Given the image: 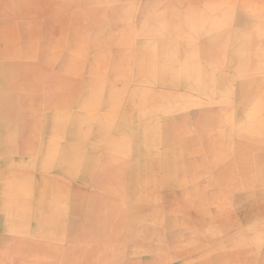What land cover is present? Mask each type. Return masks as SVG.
<instances>
[{"label":"crops","instance_id":"0c3cea01","mask_svg":"<svg viewBox=\"0 0 264 264\" xmlns=\"http://www.w3.org/2000/svg\"><path fill=\"white\" fill-rule=\"evenodd\" d=\"M141 1L142 3H139L140 0H120V22L125 24V42H132L130 45L136 53L151 56L150 63L147 59L142 62L146 73L153 75V83L146 84L144 90L147 97H152L150 91L160 92L157 97H164L165 101L160 103L166 109L162 108L157 114L152 112L151 125L142 122L126 130L137 131L140 138H125L122 141L124 149L126 146V164H123L125 171L120 174L123 177L121 190L125 195L121 209L126 210V220H140L142 215L139 210L146 207L143 202L148 200L147 195L159 187H165L170 193L168 202L173 204V214L178 217L172 225L179 228L181 233L173 245L176 253H133L136 258L133 263L258 264L259 250H263L264 257V0L242 1L247 4L236 0V13L239 15L241 12V16L229 19L230 24L217 37H202L197 45L199 48L178 40V35H173L181 27L170 4L175 0H165L168 2L166 9H162L160 13L161 0H150L149 7H145V1L149 0ZM79 12L81 11L77 7L60 15L50 13L49 21L45 20V35L48 32L54 34L48 23L55 18L58 21V16L61 26H65L64 22L69 23L63 29L64 40L56 49L57 54L61 56L63 53L64 56L59 59L60 64L48 66L50 77H58V82L53 85L59 94L55 95L58 100L54 107L47 104L49 96L54 97L49 82L46 85L42 83V90L38 95L29 88L15 86L19 75L15 76L13 73L15 69L22 70L15 68V65L14 68L9 64L5 66L4 80L0 82V97L5 99L13 95L43 98L39 118L43 117L47 139L50 134L52 136L50 146L56 147L60 154L62 148L69 144L72 124L80 111L81 97H101V89L106 84L105 74L103 79L96 75L89 78L88 95L83 92L77 62L78 33L74 35L70 31ZM167 25L171 34L164 30ZM98 31H94L92 36ZM198 31H202L201 25H198ZM45 35L41 33L42 40L38 43L37 53L46 48ZM69 53L74 55L71 64ZM159 70L166 72V89L161 88L163 86L160 85ZM227 71L229 74L225 75ZM29 72L28 70V74ZM229 79L236 86V92L232 95L233 102L229 101ZM14 87L17 89L12 95ZM193 95L203 100L191 101L188 105H192L185 108ZM107 96L108 93L105 97ZM3 106L0 99V107ZM165 124H168L169 139L166 144H161L158 129ZM52 160L54 156L48 162ZM78 167L77 163L71 177L61 175L60 195L64 199L71 195L68 206L59 208L58 212L56 202H50L51 198L45 208L40 205L34 209L26 203L17 208L23 212V216L15 220L13 229L10 227L9 231L4 232L5 227L0 223V232L9 235V238H16V232H22L21 228L25 235L21 240L24 249H17L16 243L10 253L0 255V264H32V253H63L56 248L46 249L43 244H38L37 239L43 238L45 234L48 236L58 232H61V239L67 209L71 213L72 243H75L76 249L66 253H71L73 264H79L75 259L84 254L77 248L80 234L79 190L76 186L79 179ZM107 177L104 175L100 188L104 186L105 189L107 183L110 184ZM58 193L54 200L58 199ZM48 217L53 220L60 217V222L43 225V220ZM27 219L41 223L28 230ZM21 220L22 223H17ZM38 228L42 232L36 234L35 229ZM2 242L1 240L0 244ZM52 242L55 241L50 243ZM188 244L191 245V251L178 252L183 248L187 251ZM85 255L88 257V264H97L91 261L93 257L96 258V253ZM145 255L150 256V259L145 261ZM119 256L120 253H111L109 257V253L104 250L103 264H119ZM57 257L63 260L62 264L64 258L68 259L64 253Z\"/></svg>","mask_w":264,"mask_h":264},{"label":"rangeland","instance_id":"374dc122","mask_svg":"<svg viewBox=\"0 0 264 264\" xmlns=\"http://www.w3.org/2000/svg\"><path fill=\"white\" fill-rule=\"evenodd\" d=\"M235 1L236 0H175V2H170L172 11L177 15V18L179 19L178 24L181 26L178 28L179 32L173 35H178V40L192 43L195 47H197L202 40V37H217L226 26L230 24L229 19H232L235 16H241V12H239V15L236 13ZM240 1L241 4H247V2H242L245 0ZM48 3H50V1L45 0L42 3H39V6L37 4L36 6L39 7V12L37 11L32 14L31 12H33V9L36 6L32 8L31 4L27 5L26 7L29 8L30 15L26 18L9 19V17H4V19H0V30L3 29V33L0 34L2 35L0 36V82L4 80L3 69H5V66L9 64L13 65L14 68L15 65V68L22 69L21 71L15 69V72L13 73L15 76L17 74L19 75L16 78L17 81L15 82V86L29 88L34 94L37 93V95L41 93L42 89H40V86L42 83H45L46 85L49 82L52 91L54 89V83L58 82V77H50L48 66L60 64L61 61L59 59L64 55L62 53L60 56L56 53L57 47H60V42L56 39L55 35L59 32L63 41V33L65 31L63 29L69 24L68 22H64L65 26H61L58 16V21H56L55 18V20H51L48 23L50 25V30L54 32V34H49L48 32L47 35H45V20L48 22L50 19L48 15L50 13L51 15L64 14L71 12L78 7L83 14L81 12L77 14V17H79L73 20L74 22L72 23L70 31L71 34L74 35L78 33L79 39V36H83L81 34H84L85 30L83 29L84 24H82V22L78 23V21L86 23L87 18H85V13L88 12L85 8L80 6L66 7L61 11L47 12V10L41 7H46ZM139 3H142V1L140 0ZM167 3V1L161 0L159 4V13L162 9H166L165 6ZM150 5V0L145 1V7H149ZM102 8L109 11L112 7L107 5ZM106 11L105 14L108 13ZM37 13L41 14L36 15ZM99 23L100 24L96 25V29L92 28L90 32H86L91 35L90 41H88L84 50H81V52L79 51L77 62L79 64L81 85L83 83V92L85 95H88L89 93V90L86 88L90 89L89 78L98 75L100 79H103V75L105 74L104 81L106 84L103 85V88L101 89V97H81L79 104L80 111L75 115L72 129L80 127L81 123L86 122V120L90 121L88 126L91 129H95L96 122L99 123L98 120L100 119V116L106 117L110 120L113 117L111 115V109L108 106L110 97H118L117 87L125 82L123 77L126 76V74L129 73L132 75L133 73L136 74L138 72V65L136 66L134 61L140 56H138L139 53H136L133 46L130 45L132 42L130 44L125 42L126 37L123 34L124 30L120 31L121 37L118 36L116 38L117 33L115 31H110V24L107 23V21L102 23L100 20ZM146 25L147 24H145V26ZM198 25H201L202 31H198ZM167 27L168 25L164 30L167 31L168 34H171L172 32H170ZM96 30H99L100 33H98L99 31L95 32L96 34L92 36ZM41 33L45 35L44 38L47 40L46 48L41 49L40 53H37L38 43L42 40ZM94 40H102L103 44L100 45V47L106 48V53L103 55L104 57L102 59H97L99 56V45L97 43L95 44ZM129 41H131V39H129ZM71 42L72 39L70 45ZM104 42H107L108 45L105 46ZM53 54H55V57L52 59V62H49L48 58H52ZM66 57H68V55H66ZM70 57L72 58L71 62H73L74 55L72 53H69V58ZM116 57L118 62L115 61ZM144 59H147L150 63L151 56L144 54L141 62H143ZM199 60H202V58ZM102 61L105 63L100 66ZM106 66L107 69H105ZM28 70L30 71L29 74ZM228 74L229 71L225 72V75ZM132 80H129L127 86H130L133 89L136 86V81ZM160 82L163 83L165 81L161 80ZM151 83H153V75L151 80H144L140 84H142L144 90L145 85ZM161 83L160 85L162 86ZM228 84L230 86L229 101L233 102L234 97H232V95L236 92V86H234L233 81H228ZM47 88L45 87V89ZM152 88H154V86H152ZM16 89L17 88L15 87L13 90L11 89L12 95ZM153 92L156 94L150 95L152 97H147V100L145 98L143 99L144 103L142 104L143 108L141 111L145 114H143V118L141 119L140 117H137L138 119L134 122H128L125 128H120L122 131L119 132L120 135L118 134L121 137L119 150L115 148V152L110 151L108 146L110 143L98 140L93 135L94 131L90 134H86L91 136L89 140H79L77 143H74L75 145L67 144L62 148V153L65 152V150H68V152H71L72 155L74 154L77 157L76 159H78L79 179L76 186L79 190L80 234L79 241L76 243L80 253L84 254V256L75 259L79 264H88L89 260L85 253H96V258L93 257L91 261H95L97 264H103L102 256L104 250L109 253V257L111 253H120V256L117 257L119 264H134L133 262L136 258L133 257V253H176L177 251L173 249V245L181 231L179 228H175L174 225H172L178 217L173 214V204L168 202L170 193L167 188L159 187L152 194L147 195L146 198H148V200L143 202L146 207L139 210V214L142 215L140 216V220H126V210L121 209L124 203H122V198H124L125 195L121 190L120 174L117 173L107 177L110 183H113L112 181L115 179H118V182H120V186H113L114 191H107L106 187L109 183H107L105 189H103L104 186L100 188L104 182V175L99 178L87 171L88 164L92 163L93 159H102L106 156L105 154L107 151L111 152L110 155H115L112 164L121 169L122 172L125 171L123 164H126V146L124 149L122 141L125 138H131L134 140L140 138L137 131L132 130L131 132H128L126 130L132 125L140 124L142 122L151 125L153 113L157 114L162 108L166 109L164 104H161L165 101L164 97H157V95L160 94H158L159 92L157 93L156 90H153ZM107 93L108 96L105 97ZM144 93L146 94L145 90ZM196 97L198 96L189 98L185 108L192 105H188L191 101L196 102V100H203ZM0 99L4 103V106L0 107V214L2 215H0V223L4 225L5 228H3V231L6 232L9 231L10 227L13 229V224L17 218L23 216V212L17 210V208L22 205V197L16 194L15 198L13 197L12 199L13 194H6L8 188H5L4 186L6 182L10 180L11 175L15 174V176L17 175V177L22 180L26 176L28 177V181H30L31 184V191L29 192V201H27V203L30 204V207L32 205V208L35 209L40 207V205H43L42 207L45 208V204H48L47 202L51 198L50 202H56V208H58L59 212V208H64L68 206L67 204L71 203V195H69L67 199H64L63 196L60 195V186L62 183L61 175H68L71 177L75 168L71 171L68 170L66 168L67 160L65 156L62 157V153L60 154L57 152L58 149L56 147L53 148L52 146L47 145L51 134L49 135V139H47V132L43 129V117L39 118L41 106H43L44 103L43 98L37 99L35 97H17L16 95H13V97H7L6 99L0 97ZM57 100V97L49 96V100L47 101L48 106L50 105L54 107V102ZM104 100L106 101L104 102ZM181 101L182 104H184V101ZM124 109L125 108L122 107V112ZM29 111H31V113ZM25 116L27 117L24 118ZM88 116L90 117L87 118ZM164 116H166V114H164ZM117 118L118 115L115 119H112V121L118 122ZM31 119L33 120L32 125H35V129H25L31 124ZM76 120H80V125ZM167 125L168 124L160 126V129L162 128L161 130L158 129L159 142L161 144H166L168 141L165 137ZM118 126H120L119 123ZM188 127L191 128L190 126ZM150 134L152 137V133ZM111 135L113 136V134ZM14 137L15 139H13ZM72 140H75V138L73 139L70 135L69 143L72 142ZM124 144H126V141H124ZM49 148H53L56 155L51 151L47 153ZM51 156H54V160L48 162V159ZM77 163L75 167L77 166ZM41 183L44 185L43 187H39ZM52 189H54V192ZM57 192H59L58 199L54 200V196ZM105 214L109 217L108 220L112 221L113 224L105 223L101 225V217ZM33 218L36 219L35 217ZM45 220H43V225H49L50 223L55 224L60 222V217L55 220L49 219L48 217ZM71 220V213L67 209L66 218L63 222V236L61 239L59 237L61 232L52 235L50 233L48 236L45 234L43 238H36L38 244H43L46 249L47 247L56 248L63 252L64 255H67L68 259L64 258L63 264H73L71 253L66 252L71 249H76L75 243H72L73 236L71 232ZM27 222L26 228L28 230L41 223V221H29V219H27ZM17 223H22V220L17 221ZM39 229L40 228L35 229L36 234L41 231H39ZM21 230L22 232L20 233L16 232V238H9V235L0 232V241H3L0 244V255L3 253H10L16 243L17 249H24L23 241L21 240H23L25 235L23 234V228H21ZM262 237L264 243V235ZM51 241L55 242L50 243ZM186 247L187 251H184L183 248L178 252L188 253L191 251L190 244H188V246L186 245ZM258 252L260 253L258 255V264H262L264 259L263 250H259ZM63 253H32V264H62L63 260L58 259L57 256H60ZM148 257L150 256L145 255L143 258L146 261L150 259ZM166 261L167 259H165V263Z\"/></svg>","mask_w":264,"mask_h":264},{"label":"bare ground","instance_id":"6f19581e","mask_svg":"<svg viewBox=\"0 0 264 264\" xmlns=\"http://www.w3.org/2000/svg\"><path fill=\"white\" fill-rule=\"evenodd\" d=\"M43 1H45V0H0V19H4V17H9V19L26 18L30 15V12H29L30 10L26 6L31 4V7L34 8L37 4L39 6V3H42ZM48 1H50V3H48L46 7H41L43 9L47 10V12L48 11H58V10L61 11L63 8L65 9L66 7H72V6H80L83 8L85 7L86 11L89 12V13L87 12L88 14L85 13L86 14L85 18H87V20H86L87 24L84 23L83 21H80V22L78 21V23L82 22V24H84L83 29L85 30V32H84V34H81L83 36H79V39L77 41V45H78L77 51L81 52V50L85 49V47L87 46L88 41H90V37H91L86 32L87 31L90 32V30L92 28L96 29L97 28L96 25L100 24L99 23L100 20L102 21V23L104 21H107V23L110 24L109 25L110 31H115L117 33L116 38L118 36L121 37L120 31L124 30L125 24L123 22H120V10L122 9L121 4H120V0H105V1L104 0H77V1H75V0H48ZM103 2H105V3H103ZM107 5L112 7L111 9H109L110 12L106 11L102 8L103 6H107ZM38 6H36L33 9V12H31V14L36 13L37 11L39 12ZM105 11L108 13L105 14ZM39 14H41V13H37L36 15H39ZM113 14L115 16H112ZM2 33H3V29L0 30V34H2ZM98 33H100V31ZM0 36H2V35H0ZM55 37L59 42L62 41V37H61V34L59 32H57V35H55ZM91 40H93V39H91ZM94 41H95V44L97 43L99 45V56L97 59H102L104 57L103 55L106 53V48L100 47V45L103 44L102 43L103 41L102 40L101 41L94 40ZM104 43H105V46L108 45L107 42H104ZM247 51H248V49H247ZM52 52H50V53H52ZM47 53H49V52H47ZM138 56H140V57L134 61L136 63V66L138 65V72L136 74L133 73L132 75H130L129 73L126 74V76L123 77V80L125 82H123L122 84H120L117 87V96L118 97H110V99H109L108 106L111 109V115L113 117L110 120H108V118L100 116V119L98 120L99 123L96 122L95 129H91L88 126V124L90 122L89 120H86V122H83V123H81L80 120H76V122L79 123V125L81 123V125L78 128L71 129V132H72L71 137H73V139L75 138V140H72L73 143L70 142L69 144L75 145L74 143H77L79 140H89L91 136L86 135V134H90L92 131H94L93 135L98 140L110 143L108 145L110 151L115 152V148L118 150L120 149L119 142L121 140L120 139L121 137L119 136L120 135L119 132L122 131V129H120V128H125L127 126L128 122H134L136 119H138L137 117H140L141 119L143 118L144 112H141L142 108H143L142 104L144 103V101H143L144 98L147 100V94L144 93L143 86L140 83H142L144 80H148V79L151 80V77H152V75L147 74L146 73L147 71H145V69H143V67H142L141 60L143 58V55H141L139 53ZM54 57H55V54L52 55V58L49 57L50 59L48 58V61L52 62L53 61L52 59H54ZM71 60H72V58L70 57L69 61L71 62ZM115 61L118 62L117 57L115 58ZM223 62H224V60H223ZM103 63H105V62L102 61L100 66ZM163 67H164V65H163ZM259 67H262V66H259ZM159 77L162 81H165L162 84V86L166 87L165 86L167 83L166 72L159 70ZM132 79L136 81L135 82L136 86L133 89L130 86H127V83H129V80H132ZM229 81H230V79H229ZM54 88H55V86H54ZM86 89L89 90L88 88H86ZM224 89H225V87H224ZM57 92L55 89H53L51 91V94H53V96L55 97ZM149 94L155 95L156 93L153 91H150ZM158 94H160V92ZM122 107L125 108L123 112H122ZM111 115H110V117H111ZM117 115H118V118H117L118 122H113L112 119H115L117 117ZM26 117L27 116H25L24 118H26ZM89 117L90 116H88L87 118H89ZM32 123H33V120L31 119V124L28 127H26L25 129H32V128L35 129V125H32ZM118 123L120 124V126H118ZM98 124H99V126H98ZM26 131H32V130H26ZM111 134H113V136ZM165 137H166V140L169 139L168 130L166 132ZM13 139H15V137ZM122 139H123V137H122ZM52 141H53V139L51 136L47 145H51ZM48 150L49 151H47V153H49L50 151L52 153H54L53 148H49ZM110 151H107V153L105 154L106 156H104L102 159H96V160L93 159V162L88 164L87 171H89L91 174H93L94 176H97L99 178L102 177V175L111 176V175H113V174L115 175L117 173L122 174L123 173L122 170L119 169L118 167H115V165L112 164V162H114L115 155H110L111 154ZM52 153H50V154H52ZM64 156L67 160V167L66 168L71 171L72 169H74L78 159H76L77 157L74 154L72 155L71 152H68V150H65V152L62 153V157H64ZM26 174L28 175L27 172H26ZM120 176H122V175H120ZM120 178H123V177H120ZM112 182L113 183H110L107 185V187H106L107 191H112L113 186H115V187L120 186V182H118V179H115ZM43 186L44 185L42 183L39 185V187H43ZM4 187L8 188V191L6 194H8V193L13 194L12 199H13V197L15 198L16 194L19 195L20 197H22V199H23L22 205L26 204L27 201H29L28 196H29V192L31 191V184H30V181H28L27 176L22 180V179H19L17 177V175L15 176V174L11 175L10 180L8 182H6ZM52 191L54 192V189H52ZM258 198H260V197H258ZM108 218L109 217L106 214L103 217H101V225H103L105 223L113 224L112 221L108 220Z\"/></svg>","mask_w":264,"mask_h":264}]
</instances>
